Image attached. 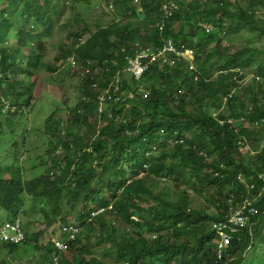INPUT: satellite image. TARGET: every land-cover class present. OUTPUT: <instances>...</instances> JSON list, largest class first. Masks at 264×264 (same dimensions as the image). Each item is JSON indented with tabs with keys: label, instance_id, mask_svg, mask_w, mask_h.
Returning <instances> with one entry per match:
<instances>
[{
	"label": "trees",
	"instance_id": "16d2710c",
	"mask_svg": "<svg viewBox=\"0 0 264 264\" xmlns=\"http://www.w3.org/2000/svg\"><path fill=\"white\" fill-rule=\"evenodd\" d=\"M2 1L0 32L17 28L12 49L0 44L4 72L0 85L8 80L5 100L13 94L17 101L11 106L14 113L0 109V119L11 120L20 116L21 102L28 106L31 102L32 90L17 82L18 75L34 76L47 66L42 41L52 31L53 14L60 15L66 0H5V8ZM165 1L139 0L141 19L135 0H113L117 8H125L129 23H119L117 18L108 25L96 22L94 29L87 25L69 37L70 45L61 46L56 64L73 57L77 70L91 74L83 73L72 123L54 117L47 121L49 134L64 130L65 135L63 141L56 138L48 144L52 166L27 180L20 172L0 178V205L11 220L20 216L28 194L51 203L62 224L78 225L79 233L68 241L60 264H247L244 256L262 237L264 184L255 179L256 189L248 190L238 176L248 181L264 171V147L258 145L264 123L252 127L239 121L242 116L249 121L264 119V48L246 44L231 52L221 48L220 42L223 34L242 31L264 38V17L260 16L264 0H190L188 4L178 0L179 10L161 33L157 23L163 18ZM202 20L211 23L214 31L196 41ZM176 23L181 26L179 31L174 30ZM164 39L194 48L197 71L186 61L175 66L152 64L139 81L126 71L137 44L158 48ZM211 43L215 46L208 50ZM26 51L30 52L27 56ZM96 66L100 68L97 75ZM58 69L51 68L53 73ZM118 73L122 93L131 98L123 96L110 113L126 118V123L115 124L108 114L100 121V94ZM251 73L255 74L253 83L243 82ZM143 84L148 90H143ZM230 118L237 120L236 126L226 123ZM59 147L62 154L52 156ZM243 148L248 149L246 154ZM168 180L172 189L166 188ZM190 186L200 201L191 197ZM65 190L69 211L64 214ZM256 198L259 215L253 219L252 233L248 228L236 234L230 255L218 260L214 222L223 218L230 199ZM98 208H105V213L88 222ZM58 230L62 235L57 239L66 240L61 225ZM38 238V234H26L22 245L6 243V247L14 252ZM51 246L50 253L60 254L55 240Z\"/></svg>",
	"mask_w": 264,
	"mask_h": 264
},
{
	"label": "rangeland",
	"instance_id": "374dc122",
	"mask_svg": "<svg viewBox=\"0 0 264 264\" xmlns=\"http://www.w3.org/2000/svg\"><path fill=\"white\" fill-rule=\"evenodd\" d=\"M111 1L75 0L73 2V0H66V6L59 10L60 15L53 14L52 31L42 41L45 44L43 53L47 66L41 68L34 76L20 74L17 78V82L21 85L24 83L28 84L32 90L29 95V98H31L29 106L21 102L23 109L19 112V117L11 120L6 117L0 119L3 123V127L0 130V178L10 177L13 173L20 172L23 179L27 180L40 176L51 168L53 160L48 155V144L56 138L58 140L64 139L65 135L64 130H61L60 133L54 130L49 134L51 128L50 130L47 129V121L54 117L56 120L60 119L61 122H71V111L78 104L80 85L83 83V70H76L78 66L72 70L67 59L61 64H56L55 57L61 51V46L69 47V37H72L82 28H86L87 25L94 29L96 22L108 25L113 23L114 18H117L119 23H129V14H125V8H117L115 5L110 8ZM183 1L184 4H188L190 0ZM135 4L138 7L137 12L140 18L143 19L144 15L141 13L139 0H135ZM1 6L5 8L7 2L5 0L2 1ZM260 16L264 17V14ZM180 28L179 23L174 25V30L179 31ZM41 29L37 27L38 31ZM185 31L189 33L191 31L190 27H186ZM213 31L214 27L212 24L205 23L202 20L200 29L196 30L198 35L196 41ZM115 37L117 38V36ZM86 38L87 35H84L82 39L86 40ZM3 39L5 41L0 43L3 44V48L12 49L17 42V28L9 33L0 32V42ZM246 44L254 48H264V38H260L257 34L249 31H242L234 35L223 34L220 42L221 48H228L231 52L239 50L238 47ZM214 46L215 44L213 43L209 44L208 50H212ZM33 48L38 49L36 45ZM29 53V51H26L25 55L27 56ZM54 67L59 68L56 73L51 70ZM252 74L254 73L249 75ZM129 76L130 74L126 77ZM9 79L12 80V77ZM8 82L6 80V90L9 87ZM247 83H253L252 79L249 78ZM142 87H144L143 90H148V86L143 84ZM1 89L3 94L4 87L2 85H0ZM8 95L10 97L6 98L8 102L6 108L10 109L17 101L13 94ZM123 96L126 100L128 97L131 98V95L128 96L124 91ZM212 112L213 114L215 113L214 111ZM73 132H79V129L73 128ZM258 145L261 148L264 147L263 132H261L258 139ZM247 150L243 148L242 153L246 154ZM167 187L172 189L170 180L166 182ZM190 192L193 199L199 200L195 191ZM25 198H27L26 202L19 211L23 222V230L25 234H38V241L33 242L31 240L29 243L26 242L19 250L11 252L6 247V242L2 241L0 237V264H53L56 256L59 257V260H62L64 253L58 255L55 252L53 254L50 253V249L52 250L51 243L57 238H61L62 235L58 230L60 217L52 212L51 203L45 199H34L28 194L25 195ZM63 198V212L65 214L69 211V206L66 204L69 193L66 190L63 193ZM10 220L11 214L0 205V232L5 223ZM128 231H131V228ZM263 235L264 230L262 237ZM262 237L259 238L258 244L254 245L253 242L248 253L244 256L243 260L247 264H264V239ZM96 239L97 237H94V240Z\"/></svg>",
	"mask_w": 264,
	"mask_h": 264
},
{
	"label": "built area",
	"instance_id": "2783aa9c",
	"mask_svg": "<svg viewBox=\"0 0 264 264\" xmlns=\"http://www.w3.org/2000/svg\"><path fill=\"white\" fill-rule=\"evenodd\" d=\"M110 8H113V0L110 2ZM179 10V2L178 0H166L162 7L163 18L157 23V27L164 33L167 27L168 20L173 17L174 13ZM122 35L119 34L118 37ZM138 49L136 53L132 57H128V63H126V71L130 73L136 80H140L144 74L150 69V66L155 63H159L160 65H169L175 66L178 62L186 61L190 68L194 71H197V57L196 51L194 48L188 47L186 45H178L174 42L173 39H164L161 46L158 48L147 47L142 48L139 44H137ZM68 62L70 68L74 70L78 65L74 61L73 57L68 58ZM91 65V63H89ZM77 70V69H76ZM100 71L98 66L95 67V74L97 75ZM237 72L242 74L243 72L237 69ZM83 73L91 74L89 70L84 71ZM253 77V75H248L244 80L247 81L249 78ZM4 78L3 72V53L0 50V81ZM258 81H261L260 77H257ZM122 79L120 77V73L116 74L105 86L104 90L100 94L98 101V109H97V118L101 121L102 117L105 114H108L110 120L115 124L126 123V118L120 116L111 115V107L116 106L122 103ZM6 83L3 85L4 89ZM96 83L91 84L92 87H96ZM3 89V90H4ZM148 95V92H146ZM7 100H5V96L2 94V89L0 90V109L4 111L3 113H7L9 110L14 113L15 109H7ZM241 124L249 123L252 127H260L264 123V119L249 121L245 116H242L239 119ZM223 123V122H220ZM227 124L236 126L237 120L228 119ZM240 145H243L242 141H239ZM62 149L59 147L52 156L62 154ZM253 154V152H251ZM96 165V162H95ZM255 179H258L259 182L264 184V171L258 173L251 180L246 181V178L240 174L238 176V180L245 184L248 190H255L256 183ZM130 183V180L127 184ZM125 186H122L120 191H122ZM190 191L193 192L192 186H190ZM264 191V186L262 188V192ZM260 195V194H259ZM258 198L255 200H244L241 202L234 201L230 199L227 205V211H225L223 218L219 221H215L213 224V229L215 230V234L218 239L217 244V259L223 260L227 258L232 249V242L236 234L242 232L244 229L249 228V232L252 233V228L254 221L253 219L259 215L258 209L255 207ZM105 213V208H98L87 218L88 222H93L95 218ZM58 225H61L62 232L68 237L66 240H55V247L58 252L63 253L68 250V241L74 240L79 233V227L75 223L62 224L59 220ZM256 223L254 224V226ZM1 240L10 243L12 245H22L26 240V234L23 230V222L20 216L17 218L8 221L3 226L0 232ZM53 264H60L59 257L56 256L53 260Z\"/></svg>",
	"mask_w": 264,
	"mask_h": 264
},
{
	"label": "bare ground",
	"instance_id": "6f19581e",
	"mask_svg": "<svg viewBox=\"0 0 264 264\" xmlns=\"http://www.w3.org/2000/svg\"><path fill=\"white\" fill-rule=\"evenodd\" d=\"M254 224H255V222H254ZM254 224H253V227H254Z\"/></svg>",
	"mask_w": 264,
	"mask_h": 264
}]
</instances>
